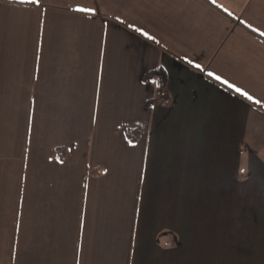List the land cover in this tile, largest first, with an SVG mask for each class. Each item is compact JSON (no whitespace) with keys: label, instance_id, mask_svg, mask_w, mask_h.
<instances>
[{"label":"crops","instance_id":"crops-1","mask_svg":"<svg viewBox=\"0 0 264 264\" xmlns=\"http://www.w3.org/2000/svg\"><path fill=\"white\" fill-rule=\"evenodd\" d=\"M0 264H264V0H0Z\"/></svg>","mask_w":264,"mask_h":264},{"label":"trees","instance_id":"trees-1","mask_svg":"<svg viewBox=\"0 0 264 264\" xmlns=\"http://www.w3.org/2000/svg\"><path fill=\"white\" fill-rule=\"evenodd\" d=\"M162 87V85H161ZM146 105L147 106H150L151 105V102L150 101H147L146 102ZM126 134L128 136V138L131 140V141H137L140 137V133L138 130L136 129H127L126 130ZM57 151V150H56ZM54 153V152H53Z\"/></svg>","mask_w":264,"mask_h":264},{"label":"snow or ice","instance_id":"snow-or-ice-1","mask_svg":"<svg viewBox=\"0 0 264 264\" xmlns=\"http://www.w3.org/2000/svg\"><path fill=\"white\" fill-rule=\"evenodd\" d=\"M244 95H245V96H248V93L245 92ZM251 98H252V97H249V99H251Z\"/></svg>","mask_w":264,"mask_h":264}]
</instances>
